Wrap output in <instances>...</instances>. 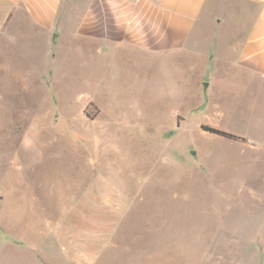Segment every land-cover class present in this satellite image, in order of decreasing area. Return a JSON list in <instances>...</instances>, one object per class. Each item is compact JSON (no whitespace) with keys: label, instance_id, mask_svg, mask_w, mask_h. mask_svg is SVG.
Wrapping results in <instances>:
<instances>
[{"label":"rangeland","instance_id":"374dc122","mask_svg":"<svg viewBox=\"0 0 264 264\" xmlns=\"http://www.w3.org/2000/svg\"><path fill=\"white\" fill-rule=\"evenodd\" d=\"M22 29L0 33V264H264V84L197 106L196 70Z\"/></svg>","mask_w":264,"mask_h":264},{"label":"crops","instance_id":"0c3cea01","mask_svg":"<svg viewBox=\"0 0 264 264\" xmlns=\"http://www.w3.org/2000/svg\"><path fill=\"white\" fill-rule=\"evenodd\" d=\"M0 9L9 39L25 27L57 42L71 21L76 46L91 54L175 61L182 77L196 70L197 106L217 104L216 87L241 93L253 80L264 84V0H0Z\"/></svg>","mask_w":264,"mask_h":264},{"label":"trees","instance_id":"16d2710c","mask_svg":"<svg viewBox=\"0 0 264 264\" xmlns=\"http://www.w3.org/2000/svg\"><path fill=\"white\" fill-rule=\"evenodd\" d=\"M91 118H92V116H91ZM201 128L203 130L210 132L212 134H215V135H220V136H223V137H226L229 139H239V136H237L233 133L227 132L225 130H222V129H219V128H216V127H213V126H210L207 124H202Z\"/></svg>","mask_w":264,"mask_h":264}]
</instances>
